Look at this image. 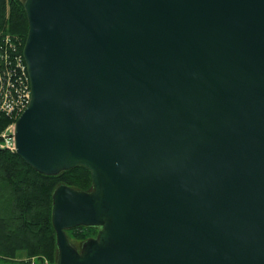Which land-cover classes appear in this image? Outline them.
<instances>
[{
    "label": "water",
    "instance_id": "obj_1",
    "mask_svg": "<svg viewBox=\"0 0 264 264\" xmlns=\"http://www.w3.org/2000/svg\"><path fill=\"white\" fill-rule=\"evenodd\" d=\"M24 6L15 151L93 182L54 191L57 264H264V0Z\"/></svg>",
    "mask_w": 264,
    "mask_h": 264
},
{
    "label": "trees",
    "instance_id": "obj_2",
    "mask_svg": "<svg viewBox=\"0 0 264 264\" xmlns=\"http://www.w3.org/2000/svg\"><path fill=\"white\" fill-rule=\"evenodd\" d=\"M28 30L24 2L0 0V63L4 71L7 69L6 50L16 55L13 48L18 45L17 40H7L6 34L22 36L23 49ZM8 120V116L1 117L0 126ZM1 140L0 262H14L22 252L29 257L37 256L40 264H44V260L56 261L57 234L52 221L54 191L61 184L90 190L93 186L91 172L77 166L56 175L42 174L15 150L2 147Z\"/></svg>",
    "mask_w": 264,
    "mask_h": 264
},
{
    "label": "built area",
    "instance_id": "obj_3",
    "mask_svg": "<svg viewBox=\"0 0 264 264\" xmlns=\"http://www.w3.org/2000/svg\"><path fill=\"white\" fill-rule=\"evenodd\" d=\"M8 40V39H7ZM6 71L0 65V120L2 116L17 119L31 99V84L28 67L23 56L6 51ZM16 122V120H15ZM15 122L11 133L0 132L1 146L15 150Z\"/></svg>",
    "mask_w": 264,
    "mask_h": 264
},
{
    "label": "rangeland",
    "instance_id": "obj_4",
    "mask_svg": "<svg viewBox=\"0 0 264 264\" xmlns=\"http://www.w3.org/2000/svg\"><path fill=\"white\" fill-rule=\"evenodd\" d=\"M22 1L24 2L25 0H22ZM6 38L8 40L10 38H12V39L18 41L17 47L13 48L15 54H19L23 51V49H22V36L8 32L6 34ZM12 45H14V43H12ZM12 45L10 43V46H12ZM0 65H1V63H0ZM3 117L4 116H2V118ZM15 120H17V119H15ZM15 120L9 117V120L5 124H3V126H0V132L7 131L10 134L11 128H8V127H12ZM99 230H100L99 226H80V227L77 226L75 228L67 230V233H68L72 243L78 249H81L83 242L90 237L96 236L98 234ZM22 262H24V263L29 262L30 264H40L39 258L37 256L29 257L26 255L25 252L20 253V255L15 259L14 262H12V261L11 262H0V264H22ZM44 264H57V258H56V261L44 260Z\"/></svg>",
    "mask_w": 264,
    "mask_h": 264
}]
</instances>
